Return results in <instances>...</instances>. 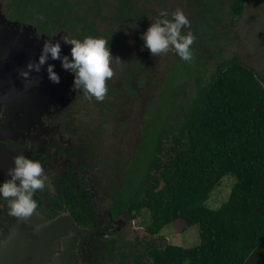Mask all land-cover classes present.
Masks as SVG:
<instances>
[{"label":"trees","instance_id":"16d2710c","mask_svg":"<svg viewBox=\"0 0 264 264\" xmlns=\"http://www.w3.org/2000/svg\"><path fill=\"white\" fill-rule=\"evenodd\" d=\"M263 2L259 0V4ZM177 3L190 21V28H183L182 34L191 31L196 37L191 46L194 62L182 60L175 52L172 66L166 64L168 78L160 83L159 93V105L165 101L170 106L166 124L153 140L149 139L150 127H139L138 132L140 141L154 142L145 160L146 171L139 182L124 175L122 185L107 192L112 221L137 220L146 232L143 237L136 231L129 239L120 225V232L111 233L106 244L110 264H264V71L236 54L228 37L229 26L250 4L247 0ZM7 5L27 11L33 8L34 16L27 18L42 25L44 31L57 25L81 40L102 36L109 40L113 57H129L131 50L135 53L131 56L133 69L141 71L125 73L126 92L134 94L149 80L143 67L155 62L145 55L149 49L141 45L142 34L162 10L167 9L169 19L176 10L170 0H12ZM105 5H116L114 19L134 30L129 32L130 38L126 33L119 36L118 46L120 32L99 27L107 17ZM200 56L217 61L208 79L205 72L198 71L206 68ZM107 84L111 94L122 91L112 81ZM185 95L188 103L179 104ZM178 105L183 109L178 111ZM225 179L233 180L227 199L211 206L209 200ZM68 191L73 195L70 206L81 222L101 227L103 215L95 197ZM177 221L197 226L199 243L188 247L168 243L161 233ZM98 261L102 264L103 259Z\"/></svg>","mask_w":264,"mask_h":264},{"label":"flooded vegetation","instance_id":"af4514ba","mask_svg":"<svg viewBox=\"0 0 264 264\" xmlns=\"http://www.w3.org/2000/svg\"><path fill=\"white\" fill-rule=\"evenodd\" d=\"M9 1L12 0H0V44L2 40L7 47L13 44L11 54L15 53L17 46L20 47L21 56L28 64L30 60L38 61L43 47V40L38 38L44 35L53 42H60L61 59L49 58L39 72L30 73L26 82H0V94L6 92L10 96V101L2 100L0 96V184L11 178L8 169L15 166V156L22 154L38 160L47 179L45 188L38 190L33 196L37 208L31 218H34L35 213L51 221L69 217L76 225L73 255L75 264H100L99 257L103 259L102 264H110L111 254L106 244L111 240V233L120 232V225L124 229L133 228L131 224L136 220L112 221L109 217L112 206L106 201L110 189L105 182V175L109 171L127 169V157H135L136 149L140 146V136L136 134L135 143L129 145V153L122 155L118 148L113 150L111 146L109 150L117 152L113 155L114 160L100 161L104 156L99 146L102 145L103 133L91 135L90 131L99 132L108 122L113 108L112 104L104 102L112 94L108 91L102 102L93 98L91 102L97 103L93 105L85 98L82 90L74 89V73L62 67L63 56L67 55L70 60L72 58V45L65 44L62 39L64 35L71 37L69 31L57 25L44 31L42 25L29 20L26 15L8 10L9 7L14 8V5H7ZM11 54L8 59L14 63ZM49 64L55 66L54 71L60 76L59 83L49 79ZM16 70L12 68V71ZM16 78L19 80L20 77ZM34 85L38 86L34 88ZM29 89L34 94L40 90L41 94L32 98L28 95ZM16 95L24 99L16 100ZM7 102L10 107L9 115L6 112ZM103 112L104 116L101 117ZM123 128L125 127L111 128L108 135L116 136ZM67 189L78 196L82 192L85 196L91 193L95 197L96 206H100L99 214L103 215L101 220L104 224L101 227L81 222L74 213L73 206H70L73 195ZM31 218L10 215L8 204L0 200V264H30L32 259L38 260L33 255L39 254V248L34 249L31 240L40 239L43 233ZM57 251L59 254L63 251L60 243ZM48 253L50 256H47ZM51 254L45 252V263L60 264L59 258L55 259L57 256Z\"/></svg>","mask_w":264,"mask_h":264},{"label":"rangeland","instance_id":"374dc122","mask_svg":"<svg viewBox=\"0 0 264 264\" xmlns=\"http://www.w3.org/2000/svg\"><path fill=\"white\" fill-rule=\"evenodd\" d=\"M177 1L170 0V3L175 4V9L177 8L183 9L182 7H180ZM228 1L229 0H223V2L225 3L226 2L228 3ZM143 3L144 1L140 4ZM247 3L250 4L248 6L249 7L248 11L242 17H240L236 21V23L230 25L228 24L229 23L228 20L226 19L223 20H225L226 24L230 25L229 26L230 34H228V37H230L232 40V45H233L232 48H234L235 53L238 54L239 56L245 57L246 60H248L247 62L248 64L256 68L259 72H263L264 71V2L262 4H259V0H247ZM115 6L105 5L104 12L107 17L106 20H103V22L99 24V27L100 29L103 30L109 28L115 32H120L118 34V37L116 38V44L118 46L120 42L119 36L122 37V34L125 35L126 33L127 34L126 36L130 38L129 32L132 31V28L131 27L125 28L121 25L119 21L114 19L113 11L116 10ZM157 9H161V7H158ZM8 10L18 15L19 14H22V16L26 15L27 17L34 16V12H35L33 8L27 11L21 9L18 6H14V8L9 7ZM193 12L195 13L196 10H194ZM142 40L143 39H140L141 45H143V43L145 44L144 40L143 41ZM132 41L133 38L132 40L130 39V42H128L129 46H131ZM123 44L125 45V42H123ZM129 53H130L129 57H125L121 54L119 57L120 61L113 59V62H115L112 65L114 69V76L109 81H112V84L120 88L119 90H122L120 92H115L114 94L110 95L109 97H107L106 102H104L107 104H112L113 112L112 114L110 113L108 122L106 123L103 129H101L99 132L90 131L91 135L92 134L98 135L103 133V137H101L102 145L99 144V146L101 150L104 152V156L100 159V161L111 162L114 160L113 155L117 154V152L110 151L109 149L111 148V146L113 150L118 148L121 151L122 155L129 153L128 151L129 145H133L135 143V137L136 134H138L139 132L138 127L140 126L144 130L150 127L148 130L149 139L151 137V140H153L155 138L156 133L159 131L160 127L166 124L164 120L167 119V116L170 111V106L168 103H165V101H162L161 104L159 105V100H160L159 93L163 88V86H161L160 83L164 82V80L168 78V73L166 72L167 70H165L166 64L172 66V61L175 59V51L170 50L169 55L161 54L157 58L155 56L151 57L153 55H150L151 54L150 50L147 51L145 55L147 56L148 60L155 62L157 60L158 63L156 62V64H154L155 62H151L150 64H147L145 67H143L142 70L145 71L146 73L145 75L147 76V78H149V80L145 81L143 85L138 88L137 94L126 92L128 90L127 89L128 78H125V73L127 71H134L137 73H141V71L140 72L135 71L133 69L134 64L131 63V61L133 60L131 59V56L132 55L134 56L135 53L132 54L131 50L129 51ZM199 54L201 55L200 51ZM225 55L232 56V53L229 52V54H227L226 52ZM200 58L202 59L201 56ZM202 60L203 61L205 60L206 68L204 70L198 69V71H201L203 73L205 72L204 77L205 79H208L210 77V73L213 72V70L216 68L217 61L215 62L214 59H209V61H207L206 59H202ZM203 64L204 63H200L199 66H202ZM192 83H195V80H192ZM169 89L171 88L169 87ZM164 96L167 98L170 97L168 93H166ZM186 96L187 95H185L183 98L180 99L179 104L181 102L188 103L189 98ZM154 99H156L157 103L154 102ZM90 103L93 105H97L96 102L90 101ZM175 108L178 111L183 109L179 105L176 106ZM100 115L101 117L104 116V112ZM119 126H124L127 129L123 128L116 136L108 135L109 132L111 131L110 130L111 128L117 129ZM144 135L145 134H143V137ZM147 142L145 143L143 140H141L140 146L136 149L135 157L134 158L127 157L128 169H126L125 171H120V170L114 172L109 171L105 175L106 176L105 182L107 183L110 190L119 188L122 185L121 179L124 175H128V177L131 178H136L138 182L139 179L143 177V172L146 171L145 160L150 155L151 148L154 143L152 142V144L147 145ZM104 171L105 170H103V172ZM231 181L233 180L230 179L222 180V188L219 187L217 191L213 194L211 199L209 200L211 206L221 205L222 201L227 199L228 193H230L232 189ZM123 191H132V190L124 188ZM142 224L140 225L137 220L133 222L131 224L133 228L129 227L124 230L126 236L129 237V239H132V237L135 236L136 231H138L137 233H139L141 236L144 237V235H146V232L143 229ZM161 234L166 238L168 243L178 244L185 247L194 246L200 241L199 230L197 226L187 227L186 225L184 226V224L179 221H177V223L175 222L174 224L172 225L170 224L169 226H167ZM125 249L128 253L131 252V249H127V247H125Z\"/></svg>","mask_w":264,"mask_h":264},{"label":"clouds","instance_id":"9594fccd","mask_svg":"<svg viewBox=\"0 0 264 264\" xmlns=\"http://www.w3.org/2000/svg\"><path fill=\"white\" fill-rule=\"evenodd\" d=\"M168 12L161 11L159 17L142 34L145 47L153 56L167 54L174 50L182 60L191 62L194 53L191 46L196 37L191 31L182 34L183 28H190V21L185 12L177 8L168 18ZM39 36V34H37ZM65 44L72 45L71 60L67 55L62 58V67L74 73V89L84 93L88 100L95 98L102 102L109 91L108 80L114 76L112 67L113 58L120 61L119 57H113L106 38L87 36L81 39L64 35ZM51 58L61 59V44L47 39L42 47L38 61L30 60L26 69L20 70L22 78H29L32 71L39 72ZM54 65L49 64L47 72L49 79L54 83L60 82V76L54 71ZM14 167L8 169L10 179L0 184V194L8 199L10 215L16 218H29L37 208L33 199L35 192L43 190L47 177L44 168L38 160L18 155L14 157Z\"/></svg>","mask_w":264,"mask_h":264},{"label":"water","instance_id":"95a60500","mask_svg":"<svg viewBox=\"0 0 264 264\" xmlns=\"http://www.w3.org/2000/svg\"><path fill=\"white\" fill-rule=\"evenodd\" d=\"M49 38L50 37L43 35L41 38H38V39L43 40V44H44V42ZM1 42L2 44H0V82L6 83V84L12 83L14 81L26 82L25 78H22L20 75V70L25 69L26 64H27V62H25L26 59H24L21 56V48L17 46L15 49V53L11 54V52L14 50L13 44L11 47H7L6 44H3L4 43L3 40ZM10 54L12 55V58L14 59V63H12L8 59V56ZM12 68H15L17 70L12 71ZM16 76L20 77L19 80L16 78ZM39 77L41 78L42 75H39ZM32 84L34 83L32 82ZM35 86L37 87L38 85H34L32 87L36 88ZM25 94L27 97V92H25ZM40 94H41L40 90L38 92H35V94L32 91V89H29V92H28V95H31L32 98ZM0 96L2 100H6L10 98V96H8V93L6 92H3L2 94H0ZM15 98L16 100L24 99L22 96H17V95L15 96ZM12 102L13 101L11 100L10 103ZM6 112L9 115L10 107H9L8 102H7ZM0 200L8 204V199L4 198L2 194H0ZM32 220L33 222H35V225L37 226V228L42 230L43 235L42 236L40 235V239L38 238L37 240H31V244L34 247V249L37 250L39 248V254L33 255V256H36L38 260L34 261V259H32V262L30 264H52L50 262L45 263L44 259H45L46 251L51 252L52 253L51 255H53L54 257L57 256L55 257V259L59 258L60 264H75V259L73 256L74 248L76 245V237H75L76 225L75 223L69 217H62L58 220L51 221V220L45 219L44 217L38 216L36 213L34 214V218ZM54 243L56 244V246ZM59 243L63 245V251L61 252V254H59L57 251ZM47 256H50L49 253L47 254Z\"/></svg>","mask_w":264,"mask_h":264}]
</instances>
